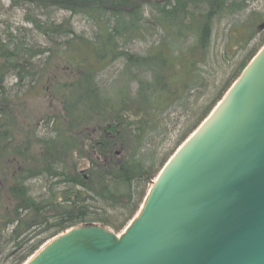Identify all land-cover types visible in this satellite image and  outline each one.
Returning <instances> with one entry per match:
<instances>
[{"label":"trees","instance_id":"trees-1","mask_svg":"<svg viewBox=\"0 0 264 264\" xmlns=\"http://www.w3.org/2000/svg\"><path fill=\"white\" fill-rule=\"evenodd\" d=\"M249 1H12L70 15L60 22L29 18L32 28L46 37L47 47L12 36L0 38L1 260L22 264L47 240L77 224L96 222L115 232L127 224L151 180L238 76L194 112L175 148L157 166L137 158L145 139L159 130L164 113L185 102L194 90L206 88L200 66L206 64L209 54L212 18L237 13ZM74 15L92 23L90 36L74 31L70 20ZM148 27L158 39L145 54L131 53L127 45ZM119 60L124 62L123 71H131L137 86L133 95L120 90L113 98L95 87L94 80ZM8 74L18 82H50L55 87L57 95L53 92L52 99L58 101L59 109L44 120L50 125L49 137L37 138L33 132L15 142L13 127L27 134L31 128L16 120V102L2 88ZM93 123L97 124L94 137L85 130ZM84 149L87 156L83 157ZM81 159L88 161L85 170L78 167ZM40 177L50 180L46 198L33 197L26 184ZM102 205L117 210L116 218L93 215Z\"/></svg>","mask_w":264,"mask_h":264},{"label":"water","instance_id":"water-1","mask_svg":"<svg viewBox=\"0 0 264 264\" xmlns=\"http://www.w3.org/2000/svg\"><path fill=\"white\" fill-rule=\"evenodd\" d=\"M22 264H264V44L119 233L77 224Z\"/></svg>","mask_w":264,"mask_h":264},{"label":"rangeland","instance_id":"rangeland-1","mask_svg":"<svg viewBox=\"0 0 264 264\" xmlns=\"http://www.w3.org/2000/svg\"><path fill=\"white\" fill-rule=\"evenodd\" d=\"M12 1L16 0H0V38L2 40L12 36L15 40L24 39L26 43L47 47L46 37L32 28L29 18L38 21H45L50 18L60 22L70 15L63 10L41 9L23 3L16 5ZM243 7L237 13L212 18L209 54L207 55L206 64L200 66V73L204 79L203 84L207 86L205 89L194 90L185 102H179L178 105L172 106L164 113L158 125L159 130L145 139L140 156H137L142 160V163H156L157 166V161L175 148L177 141L193 120L194 112L201 110L208 100L210 101L221 92L226 84L241 72L250 58L262 46L264 42V0H252ZM145 17V19L149 18L146 12ZM70 20L72 28L77 34L90 36L94 30L92 23L81 16L74 15ZM22 29L26 30L25 33L21 31ZM152 33L151 27H148L142 36L133 39L127 45V49L134 54H145L153 40L158 39V36H152ZM123 63L122 60H119L97 74L94 86L101 87L109 97L113 98L116 96V92L120 90L126 95H133L137 84L130 70L123 71L125 70ZM60 79V82H62V77ZM2 88L7 92V96H11L16 102L19 117L16 120L19 124L22 123L27 128H31L29 134H27L21 132L19 127H13L12 134L16 139L15 142H18L24 136H30L33 132L37 138L49 137L51 135L50 125L46 126L44 120L47 115L56 113L59 109L58 101L52 99L53 92L56 93L52 83L45 84L39 81L18 82L13 74H8L3 80ZM37 90H40V92L38 93ZM1 93L2 90L0 89V98L2 97ZM195 97H199L196 102L194 101ZM19 109L23 113L20 114ZM13 110L15 112V104ZM96 128L97 124L93 123L85 127V130L90 132V136L94 137L96 131L92 133V130H96ZM145 151L147 154L142 158L141 154ZM84 156H87L86 149H84ZM87 164L86 159H81L78 167L80 170H85L89 166ZM26 184L29 186V192L33 197L46 198L49 195L47 186L50 185V180L44 181L40 177ZM95 211L96 213L93 215L116 218L114 214L117 210L112 211L104 205ZM107 228L113 230L110 227ZM7 262L8 260H1L0 255V264H7Z\"/></svg>","mask_w":264,"mask_h":264},{"label":"flooded vegetation","instance_id":"flooded-vegetation-1","mask_svg":"<svg viewBox=\"0 0 264 264\" xmlns=\"http://www.w3.org/2000/svg\"><path fill=\"white\" fill-rule=\"evenodd\" d=\"M95 131H96V130H95V129H93V130H92V133H95ZM88 133H90V132H88Z\"/></svg>","mask_w":264,"mask_h":264}]
</instances>
